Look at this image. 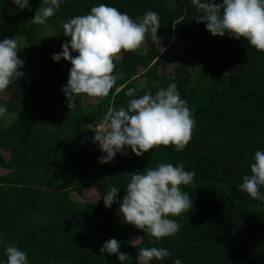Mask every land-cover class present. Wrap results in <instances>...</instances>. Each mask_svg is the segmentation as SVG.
<instances>
[{"label": "trees", "instance_id": "16d2710c", "mask_svg": "<svg viewBox=\"0 0 264 264\" xmlns=\"http://www.w3.org/2000/svg\"><path fill=\"white\" fill-rule=\"evenodd\" d=\"M100 3L133 20L154 11L161 27L155 40L149 33L138 52L115 62L116 85L102 103L79 96L69 109L62 88L72 66L52 57L70 43L63 23ZM43 6L44 0H29L30 10H20L0 0V41L15 38L24 61L23 78L0 93L7 109L0 116V264L11 245L29 264H121L100 253L113 238L132 259L125 264H136L139 248L150 246L171 253L152 264H264V202L239 188L255 152L264 151V53L243 39L212 36L196 22L191 0H64L47 27L31 21ZM170 83L196 121L184 150L161 146L137 157L129 148L101 164L104 153L85 125L98 124L110 106L126 107L128 88L139 97ZM161 163L195 172L181 186L193 208L170 217L181 225L175 236L150 244L118 212L130 174ZM111 187L118 202L106 208L102 197Z\"/></svg>", "mask_w": 264, "mask_h": 264}, {"label": "clouds", "instance_id": "9594fccd", "mask_svg": "<svg viewBox=\"0 0 264 264\" xmlns=\"http://www.w3.org/2000/svg\"><path fill=\"white\" fill-rule=\"evenodd\" d=\"M20 10L29 8V0H12ZM64 0H44L32 19V23L47 27V21L59 9ZM199 15L197 23H204L206 30L214 37L227 34L236 40L243 39L264 53V0H191ZM30 10V8H29ZM63 35L70 37V43L62 45V52L52 59H61L71 64L69 79L62 88L67 106L74 108L75 97L84 96L95 104L102 103L115 87L117 76L114 74L116 61L123 53H136L144 45L149 33L157 38L160 18L154 11L146 12L133 20L127 13L100 3L93 6L88 14L77 15L63 23ZM78 53L73 57L72 53ZM18 42L15 38L0 41V93L5 92L15 81L23 78L24 61L18 58ZM130 99L127 106L119 109L108 107L102 120L93 125H85L87 131L95 133L93 143H97L104 155L101 164L110 163L117 153L127 155V149L137 157L161 146L173 147L181 152L192 139L196 121L182 99L177 85L170 83L155 95L145 93L136 96L135 88L125 93ZM7 112L0 106V116ZM194 171H185L183 166L161 163L156 168L148 167L138 174H130L126 195L119 206L118 215L122 222L135 227L151 237L149 241H161L175 236L181 225L170 217H178L193 208L189 192L181 186L190 185L195 177ZM253 200L264 202V151H256L250 174L243 176L239 185ZM118 189L111 187L102 199L106 208L118 202ZM143 237L132 242L136 243ZM100 253L115 255L121 264L132 259L120 252V243L111 239L104 243ZM6 264H29L27 254L17 246L5 250ZM166 248L157 246L140 247L136 264H152L170 256ZM174 264H181L179 259Z\"/></svg>", "mask_w": 264, "mask_h": 264}]
</instances>
